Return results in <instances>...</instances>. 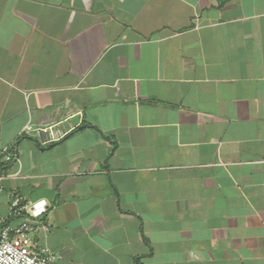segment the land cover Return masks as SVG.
<instances>
[{
	"label": "crops",
	"instance_id": "1",
	"mask_svg": "<svg viewBox=\"0 0 264 264\" xmlns=\"http://www.w3.org/2000/svg\"><path fill=\"white\" fill-rule=\"evenodd\" d=\"M0 159L58 264H264V0H0Z\"/></svg>",
	"mask_w": 264,
	"mask_h": 264
},
{
	"label": "built area",
	"instance_id": "2",
	"mask_svg": "<svg viewBox=\"0 0 264 264\" xmlns=\"http://www.w3.org/2000/svg\"><path fill=\"white\" fill-rule=\"evenodd\" d=\"M52 126L31 123L26 126L24 134L38 135L44 144L53 143ZM3 158L6 161L13 159L9 148L4 150ZM2 191L0 188V193ZM10 198L7 218L18 217L21 221L15 225L6 224L1 228L0 264H58L59 254L48 246L39 245L34 238L35 231L40 228L36 220L42 219L49 209V203L46 200L24 203L14 192L10 193ZM3 220L0 219V223L4 222Z\"/></svg>",
	"mask_w": 264,
	"mask_h": 264
},
{
	"label": "water",
	"instance_id": "3",
	"mask_svg": "<svg viewBox=\"0 0 264 264\" xmlns=\"http://www.w3.org/2000/svg\"><path fill=\"white\" fill-rule=\"evenodd\" d=\"M81 115L77 114L70 118L69 120H66L63 122V127H61L60 124H56L52 126L51 133L52 138L54 139V142L52 145L56 144L60 139L67 133H71V130L78 125L80 122Z\"/></svg>",
	"mask_w": 264,
	"mask_h": 264
},
{
	"label": "trees",
	"instance_id": "4",
	"mask_svg": "<svg viewBox=\"0 0 264 264\" xmlns=\"http://www.w3.org/2000/svg\"><path fill=\"white\" fill-rule=\"evenodd\" d=\"M10 165H11V163H8V164H6L4 162L2 163L1 159H0V175L6 173L9 170ZM9 223H10L9 219H6L4 222H1L0 223V231H1V228H3V226H5L6 224H9Z\"/></svg>",
	"mask_w": 264,
	"mask_h": 264
}]
</instances>
